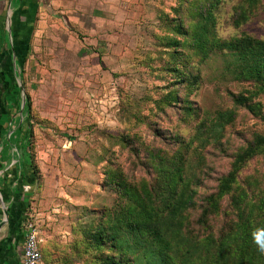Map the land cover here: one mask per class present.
I'll list each match as a JSON object with an SVG mask.
<instances>
[{
    "label": "rangeland",
    "instance_id": "374dc122",
    "mask_svg": "<svg viewBox=\"0 0 264 264\" xmlns=\"http://www.w3.org/2000/svg\"><path fill=\"white\" fill-rule=\"evenodd\" d=\"M123 1L124 19L116 17L96 32L83 23L80 32L52 37L51 50L59 41L65 48L38 54L34 61L39 63L21 76L33 156L42 185L40 159L48 179L42 248L56 242L70 251L99 211L115 207L116 189L105 181L107 167L122 170L131 183H156L148 161L154 149L185 154L186 173L198 193L186 211L193 240L225 234L241 218L251 216L258 224L264 210L254 205L264 200V154L246 163L232 193L206 221L203 209L236 154L264 134V92L228 71L233 59L228 49L203 56L184 44L176 54L169 43L183 39L175 31L178 24L192 32L200 12L210 8L208 47L213 40L244 35L264 41V0ZM242 12L248 18L239 23ZM178 67L185 70L182 77L173 71ZM173 91L178 100L158 108L156 100ZM222 114L221 129L212 131ZM73 259L87 264L78 254Z\"/></svg>",
    "mask_w": 264,
    "mask_h": 264
},
{
    "label": "trees",
    "instance_id": "16d2710c",
    "mask_svg": "<svg viewBox=\"0 0 264 264\" xmlns=\"http://www.w3.org/2000/svg\"><path fill=\"white\" fill-rule=\"evenodd\" d=\"M243 12L239 14V23L248 18ZM200 15L192 25V32L181 23L176 26V33L183 38L169 43L175 47L176 54H181L178 48L184 44L194 51L192 54L203 56L211 55L218 48L228 49L233 58L228 71L236 80L252 81L264 92V41L244 35L232 40H213L208 47L212 9H205ZM179 60L186 61L185 58ZM173 71L180 77L185 75L183 67ZM177 100L173 91L156 103L164 110ZM28 108L32 118L29 101ZM192 111L193 108L188 106L187 112L191 114ZM222 121H225L224 114L219 115L211 130L217 132L221 129ZM202 132L199 131V139L203 138L200 137ZM263 154L264 134L258 135L236 154L232 168L221 179L217 192L207 198L203 209L204 221L219 209V202L232 193L237 176L246 163ZM32 158L38 188H41V173L34 156ZM150 160L149 164L157 172L156 183H131L122 170L107 167L105 181L116 189L115 207L99 211L70 251L56 242L43 248L39 246L42 264H75L73 258L76 254L79 258H86L87 264H264V216L258 224L251 220V216L241 218L225 234L195 241L187 230L186 211L198 193L186 173L184 152L181 149L174 153L154 149ZM254 206L264 210V200ZM74 250L78 253L72 255ZM202 250H205L204 254Z\"/></svg>",
    "mask_w": 264,
    "mask_h": 264
},
{
    "label": "crops",
    "instance_id": "0c3cea01",
    "mask_svg": "<svg viewBox=\"0 0 264 264\" xmlns=\"http://www.w3.org/2000/svg\"><path fill=\"white\" fill-rule=\"evenodd\" d=\"M122 4L123 0H0V264H24L27 223L35 222L39 228L41 246L47 216L43 208L48 179L40 159L44 185L38 188L31 121L23 105V71L39 63L34 61L38 54L65 48L66 42L59 41V48L51 50L52 37H67L83 27L96 32L116 17L124 19ZM9 22L12 28L7 27ZM83 23L88 25L81 27ZM39 39L46 41L43 46Z\"/></svg>",
    "mask_w": 264,
    "mask_h": 264
},
{
    "label": "built area",
    "instance_id": "2783aa9c",
    "mask_svg": "<svg viewBox=\"0 0 264 264\" xmlns=\"http://www.w3.org/2000/svg\"><path fill=\"white\" fill-rule=\"evenodd\" d=\"M26 231V240L23 251L24 264H41L42 253L38 239L39 228L35 222L30 221V223H27Z\"/></svg>",
    "mask_w": 264,
    "mask_h": 264
},
{
    "label": "water",
    "instance_id": "95a60500",
    "mask_svg": "<svg viewBox=\"0 0 264 264\" xmlns=\"http://www.w3.org/2000/svg\"><path fill=\"white\" fill-rule=\"evenodd\" d=\"M21 87H22V89L24 90L23 85H22Z\"/></svg>",
    "mask_w": 264,
    "mask_h": 264
}]
</instances>
